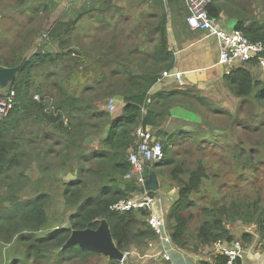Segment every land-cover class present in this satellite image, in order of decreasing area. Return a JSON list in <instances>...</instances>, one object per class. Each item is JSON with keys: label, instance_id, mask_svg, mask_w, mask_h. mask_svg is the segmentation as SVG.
<instances>
[{"label": "trees", "instance_id": "16d2710c", "mask_svg": "<svg viewBox=\"0 0 264 264\" xmlns=\"http://www.w3.org/2000/svg\"><path fill=\"white\" fill-rule=\"evenodd\" d=\"M143 2L147 3L150 9L146 12L138 10L139 19L132 24L130 32L119 30L117 34L122 35L121 39L118 44L112 46V49H127L125 53L121 50L120 63L123 65L127 59L131 58L132 71L138 70L129 74L130 86L129 88L126 86L122 91L124 105L121 117L120 119L112 117L108 110L96 108L92 116L98 117L102 128L99 133L102 136L99 142L91 144L88 150L82 145L83 136L86 134L80 132V126L84 124V121L78 120L79 126H76L67 120L65 122L64 119L65 114L79 109L76 104L77 98L70 96L62 84L55 82V92L59 98H56L53 104L48 103V98L37 83L34 72L47 63L50 65L56 63L59 58L70 52L78 53L77 50L73 51L72 46L67 48L69 51L63 49L59 52L61 46H59L58 38H62L63 41L67 39L66 36L72 28L70 26L76 23L80 16L81 18L82 15L98 17L99 24L94 27V31L106 32L105 26L111 24L112 28L117 30L118 26H123V21L127 19H121V15L124 16L126 13V4H119L116 0H104L100 8L90 6L82 10V13L79 12L75 19H57L54 23L57 31L53 26L50 32L52 37L55 36L54 32L57 33V37L52 41L55 43L54 46H58L55 54L45 49V43L41 40L48 36L42 34L38 45L36 43L38 48L32 47L35 41L33 36L29 37L28 43H26L27 40L23 41L26 44L19 48L20 51L8 56L0 55V65L8 67L19 64L23 58L27 57L17 77L5 88L0 89V96L9 95L11 91H14L15 99L11 110L0 117V188L5 187L7 190L6 195L0 193V243L2 245L16 239L25 248L26 255L29 257L31 253L36 261L53 255L58 260L69 262L75 258L85 260L92 255H101L82 249L78 245L71 247H63V245L72 230L96 229L102 220L107 222L115 245L122 251L127 248L132 239H136L137 234V241L144 237L157 236L147 225L150 214L147 208H135L123 212H116L113 209L119 201L129 199L141 190L136 178L130 180L125 178L130 170L129 150L137 143L136 130L147 126L156 128L155 138L160 139L163 158L153 164V169L162 173L161 169L175 163L167 146L171 142L176 143L171 139L179 137L174 134L167 135L161 128L164 115L170 109V105L188 100L189 104L196 101L199 105L210 108V103L205 97L196 95L191 90L173 88L151 94V87L162 78L163 71L172 67L174 61L167 34L169 18L172 21L182 22L187 13L185 0H139V4ZM249 4L248 0H212L207 9L213 18H218L222 13L230 16L233 19V29L242 31L251 41L262 44L264 56V16H256L249 8ZM141 17L149 20L152 26L146 30H140ZM137 37L141 38L136 40ZM111 54L109 52L108 56ZM246 63L248 65H238L224 73L223 85L235 98L238 97L242 101L253 99L264 107V82L256 79L252 70V67L258 64V60L251 59ZM76 77L77 75L72 72L70 78L75 80ZM148 97L155 102L147 103L146 110L142 112L141 106L145 104ZM37 98L41 101L36 100ZM211 109L214 113L224 111L220 107ZM29 119L30 121L34 119L36 128L29 129L28 124L22 126V123ZM87 124L95 129L94 122L88 120ZM40 130L41 132L38 133ZM60 135L63 136L61 142L64 141L66 158L59 168L67 172L71 171L67 166H72L73 169L72 175L61 183L60 197L53 196L52 202L58 199L64 208L68 209V214H64L65 217L59 214L57 225L48 228V216L44 212L45 206L49 207L52 203H49L51 198L48 196V189L22 199L17 191L23 184L18 176L12 177L11 174L20 166L21 159L25 157L26 149L30 144L37 145L38 141L57 139ZM163 138L166 142H163ZM44 142L42 144L46 146L49 144ZM61 142L59 140L56 145H61ZM49 146H54V142L50 141ZM73 148H76V151L68 154ZM50 154L53 155L49 156ZM60 155L59 151L55 155V152L51 150L44 152L42 157L40 155L42 170L47 171L52 167V163H43V161L49 158L57 159ZM237 155L239 158L254 159V154H246L244 149L237 151ZM181 172L180 166L168 172V179L179 185L177 199L167 216V225L173 242L180 245H189L192 240L201 244L218 240L230 242L233 240V235L230 234L228 226L241 222L254 224L259 236V245L264 249V203L259 191L264 186L262 175L254 178L248 187H242L245 188L243 194L239 193L242 188L231 189L223 195L219 194L218 198H211L208 207H205L197 205L191 199L193 194L200 192L207 174L205 166L199 162L195 169L188 171L185 181L181 178ZM247 190H254L255 199H251ZM148 193L153 195L152 191ZM194 218L199 223L194 236L190 239L188 226ZM65 222H69V226H65ZM41 231L45 233H40ZM141 235L144 237H140ZM252 237L250 233H243L242 245L246 246L250 243ZM224 262L225 257L220 255L218 264H224ZM108 264L117 263L108 260Z\"/></svg>", "mask_w": 264, "mask_h": 264}, {"label": "rangeland", "instance_id": "374dc122", "mask_svg": "<svg viewBox=\"0 0 264 264\" xmlns=\"http://www.w3.org/2000/svg\"><path fill=\"white\" fill-rule=\"evenodd\" d=\"M116 1L119 4L133 2L125 8L127 13L121 19L128 18V13L132 14L133 12V14H136L141 10L146 12L150 9L149 5L144 2L142 4L138 2L134 8L133 5L138 0ZM248 1L250 3L249 8L254 11L256 16H264L263 0ZM103 3L104 0H0V52H3L0 55L5 54L8 56L20 51L19 48L28 43L29 37L33 36H35V41L32 47L35 48L36 43L41 40L42 34L48 36V38L45 36V39L41 40L42 43H45V49L52 50V54L57 53L55 49H58V46L46 45L52 43L53 38L57 37L55 32L54 37L50 34L53 26L54 29L57 27L54 24L57 19H75L79 12L82 13V10L84 11L90 6L100 8ZM86 16L82 15V18L80 16L78 21L70 26L72 28L66 36L67 39L63 41L62 38H58L59 46H61L59 52L63 49L66 51L69 46H72L73 51L77 50L78 53L70 52L68 55L59 58L56 63L51 65L47 63L35 70L34 74H36L37 83L48 98V103L53 104L59 98V95H56L55 92V82L62 84L68 90L70 96L77 98L76 104L79 109L65 114L64 119L65 122L67 120V122L76 126H79L77 125L78 120L84 121V124L80 126V132L86 134L83 136L82 145L88 150L92 146L91 144L99 142L102 136L99 133L102 130L101 123L98 117L93 118L92 114L99 107L109 111L110 107L107 106L109 98L117 91L122 93L126 84H128L129 74L138 70L132 71L131 58L127 59L123 65L120 63V52L122 50L125 53L127 49H112V46L118 44L121 39L122 35L117 34L119 30L123 29L130 32L131 18L128 23L118 26V31L116 28H112L111 24L105 26L107 28L105 29L106 32H99L94 31V27L99 22L95 18L90 19L89 15ZM150 26H152V23L149 20L140 18V30H146ZM140 38L137 37L136 39ZM109 52L112 54L108 56ZM113 53L116 54L113 55ZM252 70L255 78L264 82V70L259 64L252 67ZM72 72L77 75L75 80L70 78ZM90 84H111L112 86L105 89H95V87L91 92L86 93L84 87L87 85L89 88ZM36 100L41 101L39 98ZM224 101L226 107H220L218 104L213 103L210 104V108L201 106L196 101L190 104L188 100L183 102L184 105L189 104L190 107L198 111L204 118V122L209 125V130L202 131L201 135L194 134L186 138L171 139L176 143L171 142L167 148L175 163L170 167L161 169L162 173L159 174L162 182L167 180L171 185L172 181L166 177L171 169L180 166L182 168L181 178L186 179L188 171L195 169L198 163L201 162L205 166L207 174L200 192L191 196L193 202L199 206L208 207L211 198H218L219 194L223 195L231 189L248 187L254 178L259 175L264 178V107H261L253 99L242 101V99L236 97L231 102V95L225 97ZM212 107H220L224 111L214 113ZM85 120L87 121L85 122ZM88 120L96 124L95 129L87 124ZM24 124H28L29 129L36 128L34 119L33 121L29 119V121L23 122L22 126ZM40 132L41 130L38 133ZM62 137L60 135L57 139L48 138V141H38L37 145L30 144L26 149L25 157L21 159L20 166L11 174L12 177L18 176L23 184L21 189L17 191L22 199L28 196L31 197L35 193L45 192V189H48L47 193L51 198L49 203L52 202L53 196L60 197L61 183L72 175L73 169L72 166H67L71 170L67 172L59 168L66 158L64 155L66 150L63 147L64 141L61 142ZM59 140L61 145H56ZM44 141L49 144L47 146L42 144ZM50 141L54 142V146H49ZM163 142H166L164 138ZM240 149H244L246 154H254V159L239 158L237 151ZM49 150L55 152V155L59 151L61 155L57 159L49 158L43 161V163H52V167L47 171H43L40 155L42 157L44 152ZM75 151L76 148H73L68 154ZM51 155L53 154L49 156ZM257 165L259 166L257 167ZM253 191H246L251 195L252 200L256 196ZM259 191L263 199L262 203H264V186ZM244 192L245 188L239 191L240 194ZM0 193L6 195V188H0ZM56 200L49 207L46 205L44 208V212L48 216V228L57 225L59 214L63 217H65L64 214H68V209H65L58 199ZM198 223L199 221L195 218L190 221L188 226L190 239L194 236ZM40 233H45V231ZM108 259L107 256L101 254L92 255L87 259L85 258V260L75 258L69 262H64L51 255L41 261H36L31 253H29V257L26 255L25 248L18 240L13 239L6 245L0 243V264H108Z\"/></svg>", "mask_w": 264, "mask_h": 264}, {"label": "crops", "instance_id": "0c3cea01", "mask_svg": "<svg viewBox=\"0 0 264 264\" xmlns=\"http://www.w3.org/2000/svg\"><path fill=\"white\" fill-rule=\"evenodd\" d=\"M138 2L139 0L133 5L134 8ZM124 3L126 4V8L133 2ZM185 8L187 13L185 16L187 17L188 9L186 3ZM167 11L170 10L167 9ZM122 16L123 15H121V17ZM89 17L90 19L95 18L96 21L99 22L98 17H94L93 15H90ZM127 17L128 18L126 19V21H123V25L125 23H128L130 18L131 24L136 22L139 19V13H128ZM186 17L182 22H179V20L172 21L171 18H169L167 29L170 49L173 52L174 61L172 67L169 70L165 71L182 72L181 82L177 81L175 77H162L151 87L150 92L152 94L161 90H170L173 88L191 90L196 95L205 97L207 99V102H209L210 104L215 103L220 107H226L227 105L224 101L225 97L227 98V96L231 95V102L236 98L233 96L230 90L223 85L222 76L224 73H227L229 70H231V68L234 67H227L218 63L220 51L219 39L213 35H209L207 30H191L188 27ZM216 19L217 23L221 27L226 29H233V19L226 13H222L221 16ZM46 45L54 46L55 43L52 42ZM110 86L112 85L90 84L89 88L87 85H85L84 88L86 90L84 91L86 93H89L95 87V89H105ZM126 86L129 88L130 84H126ZM122 98L123 94L121 93V91L115 92L114 95L109 98L107 104L113 103L115 105V108L113 110L108 111V113L112 117L114 116L120 119L122 114V107L124 105ZM153 102H155V100L152 101V99L148 97L145 104L141 106V111L144 112L146 110L147 103L150 104ZM100 109L103 110V108ZM161 128L164 129L167 135L174 134V136L179 135V137L182 138L194 134L201 135L202 131L209 130L208 125L204 122V118L198 113V111L195 108L190 107L189 105H184L182 102L170 105V109L164 115V120L162 122ZM143 129L149 131L155 138L154 132L156 128L147 126ZM155 140L159 141V139L157 138H155ZM132 148L129 150V152L132 150ZM156 163L158 162L151 163V169L155 172L156 170L153 169V164ZM156 173L158 176L159 188L156 191H152L153 195L150 196L154 198V202L152 204V209L148 210L149 213H151V210H153V212L163 215V219L165 221L164 233L161 236L157 235L152 238H146L141 235L140 237L144 238L140 239V241H137V234L135 236L136 239H132L129 242L127 248L124 250L134 252V254L130 255L123 264H202L203 262H206L208 264H218V257L220 255L224 256V254L220 247L215 245L214 242L201 244L197 241H193L189 245H180L172 241L171 232L167 225V216L171 212L173 204L177 199L179 185L178 183H174L173 181L171 182V185L167 180L162 182L159 178V174L161 175V173ZM166 177L168 178V176ZM133 178H136L138 180L141 190L135 193L134 196L129 199L139 200L143 198L145 194L149 195L148 192H151V190L142 188L143 183L139 179L140 176L136 175ZM183 180L185 181L186 179ZM147 225H149L148 218ZM150 228L152 227L150 226ZM228 229L230 234L233 235V240H231L230 242L226 240H218L222 246H229L236 239L241 241L243 233H250L253 237L251 239V242L244 246V256L242 260L243 264H264V249L259 245V236L256 233V227L254 226V224H245L238 222L229 225ZM163 252L168 253L170 255V259H166L163 256ZM114 261L119 264L118 260Z\"/></svg>", "mask_w": 264, "mask_h": 264}, {"label": "built area", "instance_id": "2783aa9c", "mask_svg": "<svg viewBox=\"0 0 264 264\" xmlns=\"http://www.w3.org/2000/svg\"><path fill=\"white\" fill-rule=\"evenodd\" d=\"M212 0H185L188 15L186 21L191 30H207L209 35H213L219 39L220 51L218 63L227 67H237L243 65L251 59H257L259 66L264 70V56L262 55L263 46L260 42H253L248 39L240 30L226 29L217 23V19L210 16L208 5ZM163 78L175 77L181 82L182 72L165 71ZM15 104L14 91L9 95L0 96V117L5 116ZM109 110H113L115 105L108 103ZM137 143L129 152L128 160L131 164L130 171L126 174V178L131 179L136 175H141L146 162L155 163L163 158V147L160 141L155 140L153 135L144 130L142 127L136 130ZM154 198L145 194L139 200L124 199L113 206L115 211H126L135 208L152 209ZM148 224L154 232L161 236L164 233L165 221L162 214H158L151 210L148 217ZM220 247L225 256V264H243L244 246L241 241L236 239L229 246H222L219 241L214 242ZM134 252L124 251L119 264H123ZM166 259H170V255L163 252Z\"/></svg>", "mask_w": 264, "mask_h": 264}, {"label": "water", "instance_id": "95a60500", "mask_svg": "<svg viewBox=\"0 0 264 264\" xmlns=\"http://www.w3.org/2000/svg\"><path fill=\"white\" fill-rule=\"evenodd\" d=\"M26 60L27 57L23 58L19 64L10 67L0 65V89L5 88L17 77ZM141 178L143 180V189L151 191L158 190V176L151 169L150 162L144 164ZM65 226H69V222ZM73 245H78L82 249L100 253L113 260H121L123 257V252L115 245L111 231L105 220H102L96 229L72 230L63 247H71Z\"/></svg>", "mask_w": 264, "mask_h": 264}]
</instances>
